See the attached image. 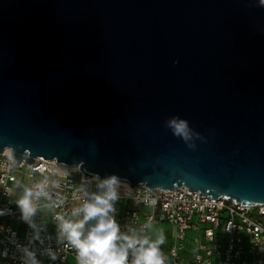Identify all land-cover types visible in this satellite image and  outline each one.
<instances>
[{
    "label": "water",
    "instance_id": "95a60500",
    "mask_svg": "<svg viewBox=\"0 0 264 264\" xmlns=\"http://www.w3.org/2000/svg\"><path fill=\"white\" fill-rule=\"evenodd\" d=\"M174 115L198 136L174 137L164 127ZM5 146L19 162H82L132 188L264 204V9L0 0Z\"/></svg>",
    "mask_w": 264,
    "mask_h": 264
},
{
    "label": "clouds",
    "instance_id": "9594fccd",
    "mask_svg": "<svg viewBox=\"0 0 264 264\" xmlns=\"http://www.w3.org/2000/svg\"><path fill=\"white\" fill-rule=\"evenodd\" d=\"M249 5L264 9V0H249ZM164 127L186 143L198 136L179 116L166 119ZM187 146L194 147L191 143ZM0 157L8 172L19 163L11 146L0 148ZM74 173L78 180L71 179ZM12 179L13 185L3 190L9 199L7 205H0V218L15 215L25 231L21 240L17 233L6 230V243H0V262L62 264L71 254L76 264H166L161 249L166 237L162 231L151 232L153 217L139 226L134 220L122 224L117 219L118 201L132 199L134 205L141 201L134 195L136 189L115 173H86L82 162L73 161L71 165L29 169V183ZM145 202L156 203L154 199Z\"/></svg>",
    "mask_w": 264,
    "mask_h": 264
},
{
    "label": "built area",
    "instance_id": "2783aa9c",
    "mask_svg": "<svg viewBox=\"0 0 264 264\" xmlns=\"http://www.w3.org/2000/svg\"><path fill=\"white\" fill-rule=\"evenodd\" d=\"M52 167L49 161L36 159L27 164L20 161L8 172L0 157V205L8 204L3 190L16 181L29 183V169ZM39 176V173H36ZM72 180L79 175L73 174ZM139 204L132 199L118 201L117 219L122 223L134 220L139 226L153 217L154 226L167 222L173 227V240L167 249L166 264H261L264 262V204L246 206L226 202L224 198L211 199L185 187L166 193L148 191L144 187H133ZM154 199L155 205L145 201ZM71 206L70 204L68 205ZM14 208V205L12 206ZM143 219V220H142ZM0 243H6L7 229L17 233L23 240L25 226L13 216L0 218ZM209 231L212 235H208ZM65 254L61 253L63 257ZM0 264H11L4 261ZM62 264H76L68 254Z\"/></svg>",
    "mask_w": 264,
    "mask_h": 264
},
{
    "label": "rangeland",
    "instance_id": "374dc122",
    "mask_svg": "<svg viewBox=\"0 0 264 264\" xmlns=\"http://www.w3.org/2000/svg\"><path fill=\"white\" fill-rule=\"evenodd\" d=\"M161 231L164 233V235L166 237L165 243L163 245H161V249L163 251V254L166 255L167 249L173 240V238H172L173 227L167 222H161L158 226L153 225V228L151 229V232H153V233L161 232Z\"/></svg>",
    "mask_w": 264,
    "mask_h": 264
},
{
    "label": "bare ground",
    "instance_id": "6f19581e",
    "mask_svg": "<svg viewBox=\"0 0 264 264\" xmlns=\"http://www.w3.org/2000/svg\"><path fill=\"white\" fill-rule=\"evenodd\" d=\"M50 163H51L52 166H54L55 164H57V163H55V162H50Z\"/></svg>",
    "mask_w": 264,
    "mask_h": 264
}]
</instances>
